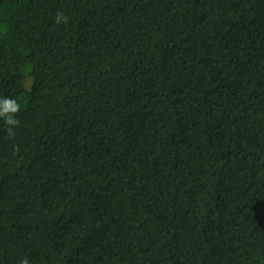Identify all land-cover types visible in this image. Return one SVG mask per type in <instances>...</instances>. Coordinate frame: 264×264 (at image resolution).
<instances>
[{"label":"trees","instance_id":"obj_1","mask_svg":"<svg viewBox=\"0 0 264 264\" xmlns=\"http://www.w3.org/2000/svg\"><path fill=\"white\" fill-rule=\"evenodd\" d=\"M0 97V264H264V0H0Z\"/></svg>","mask_w":264,"mask_h":264},{"label":"clouds","instance_id":"obj_2","mask_svg":"<svg viewBox=\"0 0 264 264\" xmlns=\"http://www.w3.org/2000/svg\"><path fill=\"white\" fill-rule=\"evenodd\" d=\"M67 17L63 13H57L55 16L56 23H67ZM20 111V105L15 99L10 97H0V119H3L5 125L8 127L6 130L9 134H13V129L19 124L16 114ZM23 264H28L25 259Z\"/></svg>","mask_w":264,"mask_h":264}]
</instances>
